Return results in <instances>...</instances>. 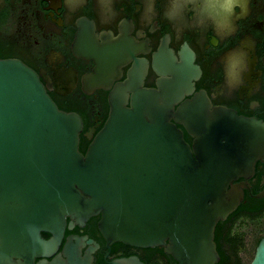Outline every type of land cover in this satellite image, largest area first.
I'll return each instance as SVG.
<instances>
[{
  "label": "water",
  "instance_id": "water-1",
  "mask_svg": "<svg viewBox=\"0 0 264 264\" xmlns=\"http://www.w3.org/2000/svg\"><path fill=\"white\" fill-rule=\"evenodd\" d=\"M143 74L137 66L115 85L107 119L82 154L80 117L60 110L26 64L0 58V264L51 257L65 217L82 224L96 215L107 245L158 247L177 264L220 261L215 227L243 199L232 182L264 157V124L225 109L199 124L183 114L176 122L196 137L191 147L170 123L180 90L163 81L144 88ZM70 241L66 259L38 264H92L93 250L81 256ZM249 264H264V238Z\"/></svg>",
  "mask_w": 264,
  "mask_h": 264
},
{
  "label": "flooded vegetation",
  "instance_id": "flooded-vegetation-1",
  "mask_svg": "<svg viewBox=\"0 0 264 264\" xmlns=\"http://www.w3.org/2000/svg\"><path fill=\"white\" fill-rule=\"evenodd\" d=\"M0 58L26 64L60 110L80 117L82 154L107 119L110 92L137 66L144 68V88L163 81L180 90L170 123L191 147L196 137L176 122L183 114L193 113L199 124L214 109H225L264 124V0H0ZM232 185H239L243 199L217 223L214 241L216 250L218 243L241 257L246 239L239 253L230 240L246 231L242 223L247 230L259 227L254 238H264V197L256 198L264 192V157ZM99 220L96 215L79 224L65 217L53 255L35 258L34 264L66 259L68 239L81 256L93 250L92 264L131 256L165 264L167 255L158 247L107 245ZM41 237L48 241L51 234Z\"/></svg>",
  "mask_w": 264,
  "mask_h": 264
},
{
  "label": "trees",
  "instance_id": "trees-1",
  "mask_svg": "<svg viewBox=\"0 0 264 264\" xmlns=\"http://www.w3.org/2000/svg\"><path fill=\"white\" fill-rule=\"evenodd\" d=\"M232 215V214H231ZM236 215H233L230 217V219L233 221L235 219ZM219 223H222V222H219ZM244 228L246 227V231L242 230L239 232L236 231V233L233 235V237H231V247H232V250L233 252L235 253H239L240 251L244 250L245 249V245H244V239H246V233H247V229H248V226H245L243 223H242V226L241 228ZM258 228V229H257ZM253 231H260L259 230V227H252L251 228ZM250 232V231H249ZM256 236V234L254 235V237ZM253 237V240H252V246H253V249H252V258H253V255H254V250L258 244V242L260 241L259 238H254ZM262 239V238H261ZM217 241V240H216ZM217 252L219 254V257H220V261L217 263V264H249L252 260V258L250 259V261L248 263H245L243 262L242 258L241 257H236V255H234L233 257L230 256L229 254H227L224 249V247L220 244L217 243ZM163 254V253H161ZM166 256V255H165ZM145 264H149L148 262L144 261ZM165 264H177L175 261H173V259L170 257V256H166L165 258Z\"/></svg>",
  "mask_w": 264,
  "mask_h": 264
},
{
  "label": "rangeland",
  "instance_id": "rangeland-1",
  "mask_svg": "<svg viewBox=\"0 0 264 264\" xmlns=\"http://www.w3.org/2000/svg\"><path fill=\"white\" fill-rule=\"evenodd\" d=\"M250 231V232H249ZM258 233V230L253 231L252 229H249L247 231V238H246V253L241 255V258L243 262L248 263L250 259L252 258V240L255 234Z\"/></svg>",
  "mask_w": 264,
  "mask_h": 264
}]
</instances>
